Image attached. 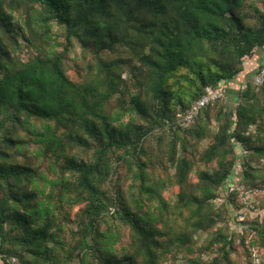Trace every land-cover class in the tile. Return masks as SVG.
Returning a JSON list of instances; mask_svg holds the SVG:
<instances>
[{
	"label": "trees",
	"instance_id": "1",
	"mask_svg": "<svg viewBox=\"0 0 264 264\" xmlns=\"http://www.w3.org/2000/svg\"><path fill=\"white\" fill-rule=\"evenodd\" d=\"M260 48L264 0H0V264H200L216 248L221 264L255 233L253 264L262 205L235 228L245 207L224 187L239 163L264 188V84L246 68Z\"/></svg>",
	"mask_w": 264,
	"mask_h": 264
},
{
	"label": "built area",
	"instance_id": "2",
	"mask_svg": "<svg viewBox=\"0 0 264 264\" xmlns=\"http://www.w3.org/2000/svg\"><path fill=\"white\" fill-rule=\"evenodd\" d=\"M254 81L257 85L264 84V63L260 65L257 72L254 74ZM228 83H221L220 85H208L202 96L192 105L190 110L181 118V124L188 126L201 112V110L210 103L225 97L227 95ZM241 156L247 154L246 150L239 147ZM240 164L236 166V171L230 177L224 187V192L229 194L233 191L239 192V197L244 204V211L234 210V227L242 229L243 223L246 219L248 211H254L257 208L258 197H264V188L260 187H247L241 182V171L239 170ZM242 176V175H241ZM254 264H261V258L255 254ZM9 264H21L16 257H13Z\"/></svg>",
	"mask_w": 264,
	"mask_h": 264
},
{
	"label": "rangeland",
	"instance_id": "3",
	"mask_svg": "<svg viewBox=\"0 0 264 264\" xmlns=\"http://www.w3.org/2000/svg\"><path fill=\"white\" fill-rule=\"evenodd\" d=\"M29 53V50L25 47L23 48L22 51V57H26ZM73 56H79L80 55V48L79 46H77L76 51L72 52ZM73 75L75 78L78 77V73L72 71ZM113 104L116 105V101H113ZM149 145H151V147L153 148L152 150H155V143H156V136H151L148 139L147 142ZM208 143V139L204 140L203 143L201 144L200 148H204ZM256 165V169H258L257 174V180L256 182L264 184V161L260 162V163H255ZM126 171L127 169L124 167H120L119 170L116 172L115 177L118 175H121L123 177H126ZM174 173V170H173ZM173 192V189L170 188L167 192H166V196H169L170 193ZM258 202L260 201V204L262 205V207L257 209V212H255V217H259L261 220L264 219V197H258ZM222 200H218V204L221 202ZM234 213V211H233ZM211 235L209 232H199L196 234V239L197 242L200 246L206 245L210 239ZM256 238V234H250L249 238L247 239L246 244H243L240 239L236 240L235 243V247H236V251H234L231 256H230V262H222L221 264H250L251 263V257L249 256L248 251L250 250V245L249 242L251 241V239ZM129 240V235H128V230L127 229H123V242H128ZM122 245V242L120 244H118V246L120 247ZM262 251L258 250L257 248H255V250L253 249V260L255 262V254H258V256L261 258V264L262 262V258H264V249H261ZM218 253V248H216L214 250V252H210V253H206V254H201L199 252L198 249H196V251L190 255V257L192 258H200L201 262L200 264H210V262L212 261V259L214 258V256ZM263 255V257H262ZM19 261V260H18ZM20 262V261H19ZM253 262V264H254ZM21 263V262H20ZM172 264H189V262L187 261V258L184 257L182 254L178 255L176 259H174L172 261Z\"/></svg>",
	"mask_w": 264,
	"mask_h": 264
},
{
	"label": "crops",
	"instance_id": "4",
	"mask_svg": "<svg viewBox=\"0 0 264 264\" xmlns=\"http://www.w3.org/2000/svg\"><path fill=\"white\" fill-rule=\"evenodd\" d=\"M264 63V48H260L258 49L253 55H251L248 58L247 61V73L252 74L257 72V70L259 69L260 65H262ZM247 75V76H248ZM246 76H241L239 78H236L233 81H229L228 82V88L227 91L230 89H233L234 87L237 88L238 85H240V83L242 82V80L245 78ZM244 81V80H243ZM234 88V89H235ZM232 91V90H231Z\"/></svg>",
	"mask_w": 264,
	"mask_h": 264
}]
</instances>
